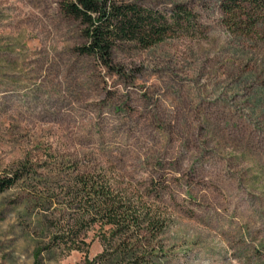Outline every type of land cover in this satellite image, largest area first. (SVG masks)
Masks as SVG:
<instances>
[{
  "label": "rangeland",
  "instance_id": "1",
  "mask_svg": "<svg viewBox=\"0 0 264 264\" xmlns=\"http://www.w3.org/2000/svg\"><path fill=\"white\" fill-rule=\"evenodd\" d=\"M123 1L184 7L195 26L123 45L106 69L77 51L60 0H0V178L31 166L46 183L0 194V264H134L122 249L138 264H264V24L231 28L224 0ZM75 163L109 170L160 231L118 242L94 225L53 245L73 223L53 171Z\"/></svg>",
  "mask_w": 264,
  "mask_h": 264
},
{
  "label": "trees",
  "instance_id": "2",
  "mask_svg": "<svg viewBox=\"0 0 264 264\" xmlns=\"http://www.w3.org/2000/svg\"><path fill=\"white\" fill-rule=\"evenodd\" d=\"M60 9L81 26L85 43L77 51L93 57L106 69H112L113 52L123 45L148 49L168 37L189 33L195 26V16L184 7H177L170 16H165L123 0H60ZM221 11L231 28L239 26L249 32L255 24H264V0H224ZM68 167L60 164L54 171L44 168L60 178L59 204L73 216V223L62 226L53 245L76 248L83 232L94 225L101 231L106 228L104 236L118 242H130L137 235L153 236L160 231L157 219L144 206L141 196L122 187L109 170H86L78 163ZM42 176L31 166L12 171L0 178V194L22 181H40L39 185H46L39 180ZM41 205L50 206L51 201ZM117 254L138 264L135 249H122Z\"/></svg>",
  "mask_w": 264,
  "mask_h": 264
}]
</instances>
